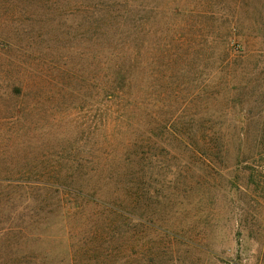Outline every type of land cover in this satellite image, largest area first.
Wrapping results in <instances>:
<instances>
[{
  "label": "rangeland",
  "instance_id": "rangeland-1",
  "mask_svg": "<svg viewBox=\"0 0 264 264\" xmlns=\"http://www.w3.org/2000/svg\"><path fill=\"white\" fill-rule=\"evenodd\" d=\"M120 1L106 30L94 0H0V264H264V0ZM104 49L135 57L112 98ZM99 165L122 216L44 184Z\"/></svg>",
  "mask_w": 264,
  "mask_h": 264
},
{
  "label": "trees",
  "instance_id": "trees-1",
  "mask_svg": "<svg viewBox=\"0 0 264 264\" xmlns=\"http://www.w3.org/2000/svg\"><path fill=\"white\" fill-rule=\"evenodd\" d=\"M120 2H121L120 0H112L110 2L109 1L107 2L106 0H94V4L97 8H95L94 11H91V17L94 18L93 22L90 23L91 26L92 27L96 26V28L99 29L100 25H102V23L104 22L105 29L107 30L108 26L110 25L107 20L109 17H114V18L122 17L121 9L117 5ZM97 29H96L97 37L99 39L97 38L96 45L98 48L101 47L104 43L107 44V41L109 40L108 39L109 36L105 34L106 32L99 33ZM121 42L122 41H119L118 39L113 41L114 45L117 48L119 45H121ZM104 50L107 52V55L104 56L105 59L104 62L98 61L97 69L94 75V81H95L94 85L96 88L98 87L103 92H105V95H107V97L112 98L118 95V94L116 95L118 91L122 92L123 87L125 85L128 86V83L126 81L128 77L131 76L132 73L131 69L134 68L133 63H135V57L123 58V56L125 55H123L122 53L120 59L119 52L113 50H106V49ZM109 56H113V57L116 56L117 58H119L114 63V66L112 65V67L107 66V63L111 61ZM15 63L13 64L15 66L16 74L14 73L13 77L10 79V81H8L7 87L10 96L14 98H20L22 96H26L28 84L25 85L23 83L24 80L20 75V71H19L20 70L19 66L21 64L20 61H17ZM100 63H103V66L100 65ZM125 63L128 64L130 63L127 69L125 67ZM37 82L38 81L36 80V83ZM127 89H129V87H127ZM16 107H17L16 112H20L21 109L18 107V105H16ZM125 161H126L125 166L122 169H120L121 174H123L124 178L130 177L131 179L136 181L137 179L136 177L138 176V174H137V166L135 162V154L127 150L125 155ZM108 167L111 168L110 166ZM93 170L94 172L92 171V169L81 168L77 172V178L75 180L71 179L63 183H44V184L56 187L57 190H61L62 192H65L67 194L74 193L76 196L80 197V199H82V203L80 205H74L75 207H77V209L80 212L82 209L80 208V206L93 204L95 207L102 206L106 208L111 214L110 216H113L114 214H117L118 211H120L119 207L117 205H114L112 201L108 200L107 198L102 200L100 199L102 197V191H100V187L97 184V182L102 183L104 181H109L111 175L110 173H105L106 171L105 167L104 169L101 168L100 170V165ZM117 171L113 172V174L116 175ZM100 200L101 202H98ZM118 214L122 216L121 213ZM112 220L114 221L115 219ZM107 222H109L108 217H107ZM114 222H118V220H115Z\"/></svg>",
  "mask_w": 264,
  "mask_h": 264
}]
</instances>
